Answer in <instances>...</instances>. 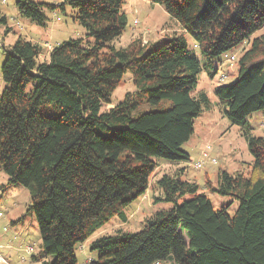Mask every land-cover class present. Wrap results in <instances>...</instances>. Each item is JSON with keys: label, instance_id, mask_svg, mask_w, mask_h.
<instances>
[{"label": "trees", "instance_id": "16d2710c", "mask_svg": "<svg viewBox=\"0 0 264 264\" xmlns=\"http://www.w3.org/2000/svg\"><path fill=\"white\" fill-rule=\"evenodd\" d=\"M154 2L198 43L203 62L185 34L157 43L140 37L117 49L113 42L128 25L125 0L16 2L41 27L49 21L45 8L71 9L87 34L49 47L44 60V47L19 37L2 65L0 169L9 185L30 190L28 214L35 215L42 240L33 263L78 264L79 247L99 229L115 217L127 222L128 207L145 195L160 161H190L182 147L212 108L205 92L194 95L199 76L207 71L214 78L222 57L248 44L235 82L215 94L229 122L243 128L252 163L234 173L220 170L216 183L204 187L162 176L156 200L172 208L146 219L139 232L94 240L98 258L86 264H264V136L254 135L248 121L264 112V34L251 39L264 28V0ZM7 23L1 16L0 26ZM128 71L137 90L103 110ZM164 102L169 106L134 114ZM206 191L232 202L217 209Z\"/></svg>", "mask_w": 264, "mask_h": 264}, {"label": "rangeland", "instance_id": "374dc122", "mask_svg": "<svg viewBox=\"0 0 264 264\" xmlns=\"http://www.w3.org/2000/svg\"><path fill=\"white\" fill-rule=\"evenodd\" d=\"M32 1L58 5L63 0ZM16 2L17 0H0V17L6 16L8 21L7 25L0 26V94L5 86L2 78V65L7 57L6 50L10 49L19 37L44 47L41 59H45L49 47L52 49L63 41L86 38L87 35L85 28L72 18L74 15L71 9H67L66 13H63L60 10L53 11L45 8V14L49 21L46 27H41L29 18L23 17L19 13ZM123 11L127 16L128 25L125 32L113 42L117 49L126 48L131 41L140 37L144 39L145 43H157L162 39H171L176 34H185L192 54L196 55L201 62L205 60L193 37L186 33L177 19L173 18L162 5L154 2V0H125ZM263 34L264 28L251 39L253 40ZM248 47V44H244L237 50L224 55L221 59L224 63L220 65L218 74L214 78H211L207 71L200 74L194 95L205 92L210 98L212 108L209 111L205 110L196 120L194 134L182 147L191 157L190 161L181 163L183 170L179 169L180 164L160 161L145 195L128 207L127 222L115 217L99 229L86 243L79 247L77 251L78 264H86L90 260L98 258V253L90 248L94 240L105 235L139 232L146 226V219L158 211H166L172 208V204L156 200L162 196L157 185V181L162 176L176 175L181 171L180 173H186L182 180L197 182L204 187L207 174L215 184L220 170L234 173L244 169L246 164H249L248 161L252 163L253 157L246 140L242 136L243 128L234 126L229 122L224 114L226 104L221 102L215 94L217 87L235 82L239 69L238 60L242 56L244 48L247 49ZM232 56L236 58L233 62L230 60ZM136 90L133 73L128 71L115 90L112 103L105 105L103 110H109L116 106L125 99L128 93H133ZM167 106H169L168 102H164L160 106L144 104L134 114L137 115ZM248 121L254 128V135L264 136V112L253 113L249 116ZM207 146L211 147V153L218 162L216 164L207 162L204 169H196L195 163L201 159V152ZM8 180L7 174L0 169V209L4 213V217L0 219V252L9 264H38L33 263L32 255L37 256L41 253L42 240L35 215L28 214L31 205L30 190L20 185H9ZM206 194L217 209H222L232 202L231 198L212 191H206ZM236 209L237 203L234 202L228 209L231 216L234 215ZM27 247H33L34 254H29Z\"/></svg>", "mask_w": 264, "mask_h": 264}, {"label": "built area", "instance_id": "2783aa9c", "mask_svg": "<svg viewBox=\"0 0 264 264\" xmlns=\"http://www.w3.org/2000/svg\"><path fill=\"white\" fill-rule=\"evenodd\" d=\"M230 60L233 62L236 60V58L234 56H232L230 58ZM207 162L211 163V164H216L218 161L215 157H213L212 153H211V147L207 146L203 149V151L201 152V159H199V161H197L195 163V168L196 169H204ZM4 217V213L3 211H1L0 209V219H2ZM27 252L29 254H32L34 252L33 247H27ZM0 264H9L7 259L2 255V253L0 252Z\"/></svg>", "mask_w": 264, "mask_h": 264}, {"label": "crops", "instance_id": "0c3cea01", "mask_svg": "<svg viewBox=\"0 0 264 264\" xmlns=\"http://www.w3.org/2000/svg\"><path fill=\"white\" fill-rule=\"evenodd\" d=\"M33 42V41H32ZM45 59H49V53H47V55H46V57H45ZM44 60V59H43ZM224 63V62H223ZM222 63V64H223ZM251 161H248V163H250ZM180 165L178 166L179 167V169L180 170H183V166L181 165V163H179ZM181 172V171H180ZM180 172H178V174H176L177 176H179V177H181V179L183 178V177H185V174L184 173H180ZM217 179V178H216ZM208 180H210V178H209V176H208V174L206 175V181H208ZM205 181V182H206Z\"/></svg>", "mask_w": 264, "mask_h": 264}]
</instances>
